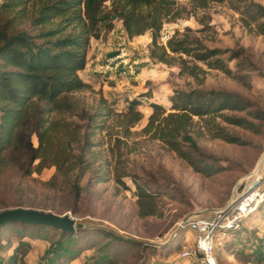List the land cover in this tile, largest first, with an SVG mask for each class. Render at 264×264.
Returning <instances> with one entry per match:
<instances>
[{
  "label": "rangeland",
  "instance_id": "rangeland-1",
  "mask_svg": "<svg viewBox=\"0 0 264 264\" xmlns=\"http://www.w3.org/2000/svg\"><path fill=\"white\" fill-rule=\"evenodd\" d=\"M254 1L264 5V0ZM180 2L191 7V0ZM241 11L233 8V0L209 2L204 8H194L188 18L163 24L162 41L176 27L182 30L188 26L209 47L242 48L240 58L229 61L233 74L207 68L201 81L178 73L177 65L151 58L150 32L129 37L119 17H113L112 29L102 28L99 38L90 39L86 65L79 70L89 85L73 95L86 112L104 106L124 111L127 100L138 97L142 117L129 127L127 136H123L116 116L107 118L103 128L95 126L100 118L80 120V139L73 143L77 164L70 174L71 180L81 186L74 207L67 187H48L45 182L55 172L54 166L30 174L11 167L0 175V210L15 207L20 201L21 206L70 212L76 221L95 225L70 232L35 224L22 230L17 222L1 223L0 264H4L23 231L32 243L24 264H178L180 252L193 243L195 236L185 226L169 239L178 223L197 211L212 215L215 209L246 193L264 175V119L254 118L246 110L227 112L258 123V131L222 122L242 143L207 134L196 136L207 160L224 167L209 175L195 171L162 141L142 131L151 112L149 102L159 101L168 109V96L175 88L237 92L249 102V110L264 111V35L258 31L256 21L246 24L242 20ZM201 16L206 25L198 20ZM258 21H264V16ZM21 27L31 33L38 31L27 22ZM145 92L148 95H141ZM121 173L125 174L117 178ZM136 182L152 193L147 207L153 214L139 213ZM246 214L241 226L216 250L220 264H264V202ZM99 228L136 243L109 237Z\"/></svg>",
  "mask_w": 264,
  "mask_h": 264
},
{
  "label": "trees",
  "instance_id": "trees-1",
  "mask_svg": "<svg viewBox=\"0 0 264 264\" xmlns=\"http://www.w3.org/2000/svg\"><path fill=\"white\" fill-rule=\"evenodd\" d=\"M222 1L225 0H191V7H188L180 0H1L0 175L11 167L30 174L54 166L55 172L45 182L48 187H67L74 207L81 186L71 180L70 174L77 164L73 143L80 139V120L100 118L95 126L103 128L107 118L116 116L123 128V136H127L129 127L143 114L138 108L141 103L138 97L129 98L124 111L117 112L104 106L86 112L73 95V92L89 85L79 75V70L86 65L90 39L99 38L102 28L105 31L112 29L113 17H119L129 37L149 31V56L177 65L178 73L197 81L203 79L207 68H216L231 75L233 70L229 61L240 58L241 47H209L188 26L182 30L176 27L165 41L161 40L164 23L188 18L194 8ZM233 8H241L242 20L246 24L256 21L258 31L264 35V21H258L264 16V5L254 0H233ZM203 17L198 20L206 25ZM25 22L38 31L31 33L21 27ZM237 76L242 79V75ZM168 99V109L159 101L149 102L151 112L142 131L162 141L195 171L206 175L224 167L207 160L200 151L196 136L207 134L227 142L242 143L243 140L231 134L222 122L252 131H258L260 127L243 115L227 111L246 110L254 118L264 119V111L249 110V102L233 91L175 88ZM75 115L77 117L74 118ZM116 140L120 138L116 137ZM135 185L139 213L153 214L147 207L152 193L141 183L136 182ZM16 205L23 204L18 201ZM15 222L22 230L29 224L50 226L20 220L3 223ZM99 229L109 237L125 239L114 231ZM23 232L12 245L4 264L25 263L32 243ZM125 240L136 243L131 239Z\"/></svg>",
  "mask_w": 264,
  "mask_h": 264
},
{
  "label": "built area",
  "instance_id": "built-area-1",
  "mask_svg": "<svg viewBox=\"0 0 264 264\" xmlns=\"http://www.w3.org/2000/svg\"><path fill=\"white\" fill-rule=\"evenodd\" d=\"M249 191L253 192V196L246 201L248 207L241 210L236 203ZM262 202H264V175H261L255 184L230 207L217 208L210 216L202 213L188 215L182 222V227L186 226L195 236L193 243L184 246L180 252L181 264H220L216 250L221 249L227 236L241 226L244 213H250L252 206L256 207Z\"/></svg>",
  "mask_w": 264,
  "mask_h": 264
},
{
  "label": "water",
  "instance_id": "water-1",
  "mask_svg": "<svg viewBox=\"0 0 264 264\" xmlns=\"http://www.w3.org/2000/svg\"><path fill=\"white\" fill-rule=\"evenodd\" d=\"M251 188V187H250ZM249 188V189H250ZM249 189H246L247 192ZM245 194V193H244ZM241 195V194H240ZM240 195L235 200H229L225 205H223L222 209H226L233 205L236 200L240 197ZM243 195V194H242ZM202 213L201 211L194 212L192 214H199ZM186 216L184 220L187 218ZM11 220H20V221H30L34 223H43L50 226L57 227L64 231L73 232L78 228H86L95 226L88 222H81L76 221V219L72 216L70 212H63V213H56L51 210L33 208L28 206H15V207H8L3 208L0 210V224L3 222L11 221ZM183 220V221H184ZM181 221L176 229L172 232L169 239L180 229L182 228ZM144 243L150 244H160L152 241H144Z\"/></svg>",
  "mask_w": 264,
  "mask_h": 264
},
{
  "label": "bare ground",
  "instance_id": "bare-ground-1",
  "mask_svg": "<svg viewBox=\"0 0 264 264\" xmlns=\"http://www.w3.org/2000/svg\"><path fill=\"white\" fill-rule=\"evenodd\" d=\"M258 176V175H257ZM248 197L247 198H245L244 196H243V198H241L237 203H236V205H238V207L241 209V210H245L248 206L246 205V201L245 200H248V198L249 197H252L253 196V192L252 191H249L248 193ZM234 199H232V201H233ZM241 202H243L242 204L243 205H241L240 203ZM253 204H251V206H252ZM251 211H253L254 209H256V207H254V206H252L251 208Z\"/></svg>",
  "mask_w": 264,
  "mask_h": 264
}]
</instances>
